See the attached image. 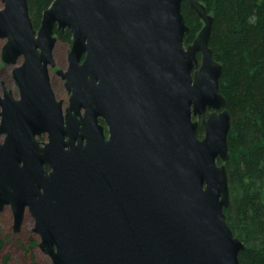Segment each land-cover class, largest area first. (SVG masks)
I'll return each instance as SVG.
<instances>
[{
	"label": "water",
	"instance_id": "95a60500",
	"mask_svg": "<svg viewBox=\"0 0 264 264\" xmlns=\"http://www.w3.org/2000/svg\"><path fill=\"white\" fill-rule=\"evenodd\" d=\"M183 2L202 22L187 46ZM0 3L1 60L18 94L1 86L0 213L10 209L13 232L28 213L51 264H239L244 245L223 212L230 116L205 7L53 0L34 29L27 0ZM65 29L63 114L49 69Z\"/></svg>",
	"mask_w": 264,
	"mask_h": 264
},
{
	"label": "trees",
	"instance_id": "16d2710c",
	"mask_svg": "<svg viewBox=\"0 0 264 264\" xmlns=\"http://www.w3.org/2000/svg\"><path fill=\"white\" fill-rule=\"evenodd\" d=\"M52 1L27 0L34 29ZM197 1L213 18L209 48L222 67L219 93L230 116L224 163L229 204L223 212L234 237L244 245L239 264H264V0ZM181 13L188 28L187 46L202 22L187 2L182 3ZM54 34L70 46L69 30Z\"/></svg>",
	"mask_w": 264,
	"mask_h": 264
},
{
	"label": "rangeland",
	"instance_id": "374dc122",
	"mask_svg": "<svg viewBox=\"0 0 264 264\" xmlns=\"http://www.w3.org/2000/svg\"><path fill=\"white\" fill-rule=\"evenodd\" d=\"M2 4L0 3V9ZM57 38V37H56ZM3 41H0V91L4 85L12 92L14 98H17V87L12 80L13 66H6L1 60V48ZM70 46L59 41L55 44L53 50V58L55 68L49 69V78L54 94L58 99L64 101L65 106L68 101V94L62 87L59 78H55L56 70H65L67 67V55ZM2 141V137H0ZM33 220L28 213H25L24 222L18 233H14L12 229V214L8 207L4 208L0 213V264H51L50 259L41 253L38 243L33 246V242H39V238L32 232ZM30 248L27 251L26 247Z\"/></svg>",
	"mask_w": 264,
	"mask_h": 264
},
{
	"label": "flooded vegetation",
	"instance_id": "af4514ba",
	"mask_svg": "<svg viewBox=\"0 0 264 264\" xmlns=\"http://www.w3.org/2000/svg\"><path fill=\"white\" fill-rule=\"evenodd\" d=\"M55 72H54L55 78H59V81L61 82L62 87L66 91V89L64 87V81L61 79L60 76L56 75ZM50 84H51V82H50ZM66 93L68 94V101H69V96L70 95H69V93L67 91H66ZM55 98H56L57 101H62V100L58 99L56 95H55ZM68 101H67L66 106H65L64 101H62L63 114H65V110H66V108L68 106ZM212 112H213V110L206 109L205 112H204V117H207ZM215 112L218 113L220 111H215ZM83 113H84V111L81 110L80 114L83 115ZM193 121H195L197 123V136H198L199 139H202V137L204 135L203 126H202V118L201 117H194L193 118ZM98 124L102 127V132H103L104 140H108L109 139V133H108V127H107V125L105 124V122L102 119H98ZM38 140H39V142H44V141H46V136L39 137ZM65 140H67V138H65ZM217 165H222V163L218 160L217 161Z\"/></svg>",
	"mask_w": 264,
	"mask_h": 264
}]
</instances>
